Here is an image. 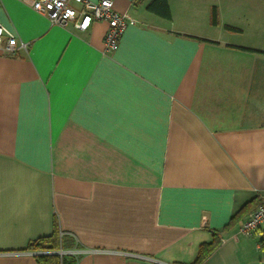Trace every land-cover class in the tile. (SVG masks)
Listing matches in <instances>:
<instances>
[{
  "label": "crops",
  "instance_id": "crops-1",
  "mask_svg": "<svg viewBox=\"0 0 264 264\" xmlns=\"http://www.w3.org/2000/svg\"><path fill=\"white\" fill-rule=\"evenodd\" d=\"M149 1L113 0L136 22L105 52L104 21L0 0L26 45L0 55V264H53L31 247L53 233L62 264H192L216 236L199 264H264V224L239 230L264 199V0Z\"/></svg>",
  "mask_w": 264,
  "mask_h": 264
},
{
  "label": "built area",
  "instance_id": "built-area-1",
  "mask_svg": "<svg viewBox=\"0 0 264 264\" xmlns=\"http://www.w3.org/2000/svg\"><path fill=\"white\" fill-rule=\"evenodd\" d=\"M33 10L46 16L51 24L62 27L72 25L77 30H87L94 22L107 24L103 36V50L111 52L118 48L121 34L125 27L136 20L128 12L114 9L113 0H19ZM1 9V4H0ZM26 45L17 39L16 34L0 24V55H15L17 50ZM264 224V199L242 221L239 230L242 234L252 235ZM58 255L74 253L72 250L58 249ZM47 254V253H39Z\"/></svg>",
  "mask_w": 264,
  "mask_h": 264
},
{
  "label": "trees",
  "instance_id": "trees-1",
  "mask_svg": "<svg viewBox=\"0 0 264 264\" xmlns=\"http://www.w3.org/2000/svg\"><path fill=\"white\" fill-rule=\"evenodd\" d=\"M146 10L159 16L164 19L171 18V11L169 8L168 0H150L147 2L145 6ZM210 23L211 25H216L218 23V12L216 6L211 8L210 12ZM227 30L231 31H239L238 28L232 26H225ZM218 237L209 242L202 243L199 247V252L195 261L192 264H199L203 257L207 255L210 251H212L218 245ZM72 245V239L65 238L63 235H59L58 233H53L48 237H42L37 241V243L31 245L32 249H40V250H56L59 248H70ZM39 262L42 263H53V264H62V260L57 254H41L37 256Z\"/></svg>",
  "mask_w": 264,
  "mask_h": 264
},
{
  "label": "water",
  "instance_id": "water-1",
  "mask_svg": "<svg viewBox=\"0 0 264 264\" xmlns=\"http://www.w3.org/2000/svg\"><path fill=\"white\" fill-rule=\"evenodd\" d=\"M59 253V251H53L52 252V254H58Z\"/></svg>",
  "mask_w": 264,
  "mask_h": 264
},
{
  "label": "rangeland",
  "instance_id": "rangeland-1",
  "mask_svg": "<svg viewBox=\"0 0 264 264\" xmlns=\"http://www.w3.org/2000/svg\"><path fill=\"white\" fill-rule=\"evenodd\" d=\"M260 7L259 6H257V9H259ZM35 250H40V249H35Z\"/></svg>",
  "mask_w": 264,
  "mask_h": 264
}]
</instances>
